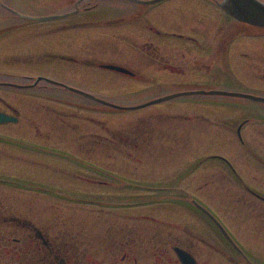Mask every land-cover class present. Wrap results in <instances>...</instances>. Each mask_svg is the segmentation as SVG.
Wrapping results in <instances>:
<instances>
[{
    "label": "flooded vegetation",
    "instance_id": "1",
    "mask_svg": "<svg viewBox=\"0 0 264 264\" xmlns=\"http://www.w3.org/2000/svg\"><path fill=\"white\" fill-rule=\"evenodd\" d=\"M8 1H0V51L6 52L0 114L10 119L0 124V144L6 147L0 149V264H264V28L226 14L222 0H58L39 6L55 10L43 14L18 12ZM42 18L50 20H33ZM12 19L24 21L22 27L45 24L23 38L43 37L39 46L56 47L37 62L54 73L38 78L53 83L13 82L10 70L22 59L21 53L10 54L13 31L21 26ZM52 22L55 27L46 26ZM110 75L135 82L132 94L154 99L139 110L183 95L170 101L198 97L189 101L197 112L177 114L176 123L160 131L139 130L138 137L119 132L113 139L105 126L95 133L84 123L73 125L66 118L72 108L42 109L41 122L25 113L28 90L40 83L55 86L63 98L86 102L72 104L85 116L122 112L133 105L88 90L103 83L98 76ZM155 141L182 143L199 155L172 157L177 173L144 185L149 198L137 206L148 209L122 219L112 210L102 218L92 210L85 220L64 213L56 199L108 208L124 204L123 198L114 204L111 197L101 201L91 193L86 200L75 187L76 192L64 190L59 180L69 177L125 194L126 185H143L139 174L127 178L111 169L122 161L157 163L144 150ZM62 147L87 148L88 157L78 162L56 149ZM207 150L215 153L204 154ZM84 230L90 231L86 239Z\"/></svg>",
    "mask_w": 264,
    "mask_h": 264
},
{
    "label": "rangeland",
    "instance_id": "2",
    "mask_svg": "<svg viewBox=\"0 0 264 264\" xmlns=\"http://www.w3.org/2000/svg\"><path fill=\"white\" fill-rule=\"evenodd\" d=\"M4 1L5 0H0ZM58 0H10L7 4H9L10 7H12L11 3L17 8L18 12L26 11L27 14H43L45 12H51L54 13L55 10H43L42 6L46 4H53L57 2ZM30 6H35L29 7ZM40 6V7H39ZM0 11L3 12L2 9ZM33 11V12H31ZM23 13V12H22ZM10 22V20H9ZM12 22L17 25V28L19 25L20 28L13 31L14 35V47L10 48V54H17L21 53L20 58L22 59L19 65H14V69L10 70V72L13 73L15 79L13 80L14 83H20V84H33L34 81L39 76H49L52 77L54 74L52 71V68L50 66H43L38 64V58L40 55H43L45 51L51 50L52 52L56 51V47H49V46H39V44L42 42L43 37H31L24 40V35L27 33L33 31L35 28H44L45 24L41 23H32L34 25H27L25 24L24 27H22V24L24 21L16 19ZM46 26L49 27H55V23L46 24ZM20 38L22 39L21 41ZM19 43V44H16ZM80 44V43H79ZM2 57H6V52L0 51V63L3 59ZM118 58L111 57V60H117ZM36 62H33L35 61ZM14 61H18V59H14ZM18 76H30L32 77V81L30 82H20L18 81L20 77ZM98 79L103 83L94 84L93 89H88L89 91L92 90L96 95L104 96L107 100L113 101V102H119V105H133L138 106L142 105V103H146L148 101H151V99H146L143 94H132L131 92L133 89L137 87L136 83L133 81H127L126 83L122 82L121 79L114 77V76H104V78L99 77ZM124 83V84H123ZM116 84H123L121 88L115 87ZM78 87V86H77ZM82 88V87H81ZM84 89V88H82ZM29 91V96L26 97V101H28V107L25 108V113L27 114H34V118L36 121H42L44 116H40L42 114V109L45 108H51V109H63L67 110L70 109L67 112L66 118L70 120V122L75 124L84 123L87 128L90 129L91 132L95 133H102L101 129L97 128L98 125L105 126L108 130L111 131V134L108 136V138L113 139V134H117L119 132H125L128 134V136H137L139 130L140 132H144L146 130L149 133H151L153 130L160 131L162 129H166V127H171V123H176L173 120V117H175L177 114H190L197 112L195 109H191L190 102L197 101V98L193 99H178V100H172L167 101L159 104H153L152 106H149L142 110H134V111H122V112H115V111H93L88 116H85L86 114H83V112L76 110L74 106H82L86 102L82 100H71L67 98H63V96L59 95L61 91L55 88V86L51 84L46 83H40L36 89H31ZM172 92L171 90H169ZM158 92V91H157ZM164 91H159L158 96L163 95ZM154 96V94H153ZM73 98V97H72ZM62 99L66 100V102H62ZM15 102L18 101L17 96L14 97ZM154 100V99H153ZM76 103L77 105H72ZM78 108V106H77ZM72 111H76L79 116L77 117H70V113ZM39 114V115H37ZM177 125L183 129V123H177ZM132 130V131H127ZM138 131V132H137ZM141 132V133H142ZM179 135H181V132H178ZM6 148L5 146H2L0 144V149ZM53 149V148H52ZM59 152L62 151L63 155H70L73 157H77L78 162L83 161L82 157H88L89 149L87 148H56ZM144 150H148L145 156L147 155H155L154 158H152V161H155L157 163L153 164H136V163H130L126 162L124 163L122 161L121 164H117L116 168H112V171H115L116 173H121L122 176H126L127 178H133L131 174H139L141 182L143 185H140L138 187H133L126 185L125 187V194H122L118 196V192L109 191L108 187H101V186H90L82 185V184H76L74 180H71L69 177H61L60 178V187H62L64 190H69L72 187L77 188L78 195H84L85 199L89 197L88 195L91 193L93 195V198L101 200V201H107L104 198L111 197V202L116 204L118 201V197L123 198L125 201L124 204L117 205H111V208L106 207L105 205H98L93 203L85 202H67V201H61L59 199H56L59 203H64L63 209L64 213L70 214V215H80L81 220H85L83 216L85 215L86 218L88 215L92 214V210H96V216L99 218L105 217L106 212L108 210H112V213L116 219H122L123 214L126 213L129 217L132 216L135 211H140V209H148L146 206L139 207L137 204L143 200V198L148 199L149 196H146L148 194L145 184L149 182V180H152V177H165V176H171L172 173H177L178 166L175 167V164L172 157H186L189 155L188 151H191L189 156L196 155L195 153L196 149L188 150L186 149L182 143H176V142H167V141H155V143H151L150 146L146 145L144 146ZM3 151V150H1ZM212 154L213 152L207 150L204 151V154ZM215 153V152H214ZM213 153V154H214ZM95 155H99L98 153H95ZM135 155H138L137 153ZM141 155V154H140ZM199 155V154H197ZM1 156V154H0ZM184 163V162H183ZM63 165L68 166V162L66 160L62 161ZM82 165V164H79ZM185 163L183 164V167H185ZM182 164H180V167ZM0 167L2 165L0 164ZM16 167V164H15ZM81 172H85V170H80ZM88 173V171L85 172V174ZM68 178V179H65ZM153 182V181H152ZM73 189V188H72ZM75 192L76 190L73 189ZM86 192V193H85ZM17 194L18 192H13ZM22 195L23 193L20 192ZM16 196V195H15ZM156 202V201H155ZM109 217V215H108ZM66 219V218H65ZM130 220V218L128 219ZM71 221V220H70ZM85 224V221L84 223ZM84 235L83 238L86 239L90 236V231H83ZM81 237V236H80ZM81 241H84L82 237L80 238Z\"/></svg>",
    "mask_w": 264,
    "mask_h": 264
},
{
    "label": "water",
    "instance_id": "3",
    "mask_svg": "<svg viewBox=\"0 0 264 264\" xmlns=\"http://www.w3.org/2000/svg\"><path fill=\"white\" fill-rule=\"evenodd\" d=\"M158 1L161 0H157V2ZM220 6L228 15L237 19L238 21L252 26L264 28V2L260 0H223ZM34 20L43 21L50 19L42 18V19H34ZM110 68L115 69L117 71H122V69L117 67H110ZM40 80L41 79H38L37 82H39ZM46 81L53 83L52 81L49 80ZM173 97H169V98H173ZM168 99L157 100L153 103H160ZM124 109H128V108H124ZM8 120L10 119L7 116L0 114V124L5 123Z\"/></svg>",
    "mask_w": 264,
    "mask_h": 264
},
{
    "label": "bare ground",
    "instance_id": "4",
    "mask_svg": "<svg viewBox=\"0 0 264 264\" xmlns=\"http://www.w3.org/2000/svg\"><path fill=\"white\" fill-rule=\"evenodd\" d=\"M260 1L264 2V0H260Z\"/></svg>",
    "mask_w": 264,
    "mask_h": 264
}]
</instances>
